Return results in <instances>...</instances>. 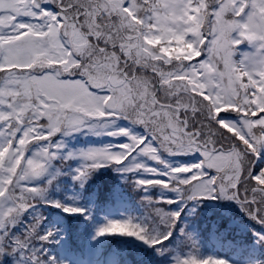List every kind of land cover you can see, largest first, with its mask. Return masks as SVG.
<instances>
[{
    "label": "snow or ice",
    "instance_id": "obj_1",
    "mask_svg": "<svg viewBox=\"0 0 264 264\" xmlns=\"http://www.w3.org/2000/svg\"><path fill=\"white\" fill-rule=\"evenodd\" d=\"M173 36L195 55L146 43ZM82 131L119 142L80 150L73 179L115 168L149 209L98 236L162 252L183 208L204 200L235 202L264 226V0H0V264H58L43 250L55 233L38 206L84 209L47 200L37 180L62 157L57 136ZM155 188L174 198L153 199Z\"/></svg>",
    "mask_w": 264,
    "mask_h": 264
},
{
    "label": "trees",
    "instance_id": "obj_2",
    "mask_svg": "<svg viewBox=\"0 0 264 264\" xmlns=\"http://www.w3.org/2000/svg\"><path fill=\"white\" fill-rule=\"evenodd\" d=\"M171 42L176 48L179 43L185 44L183 39L176 36L167 41L160 38L159 41L163 45ZM120 123L121 126H127V122ZM72 136L73 138H69H76L78 141L75 142L76 146L73 145L76 149L65 146L69 138L61 143L64 145L63 150L72 152L73 157L64 160L63 155L67 153L63 151L62 157L39 178L40 185H46L49 181L57 180L60 175L59 180L64 181L66 187L72 186L74 193L73 199L69 198V194L62 196L61 203L73 206L71 203L79 195L78 205L74 207L84 209L82 214H67L62 209L40 204L39 212L46 217L43 230H52L55 233L54 238L43 245V250L49 256H55L58 264H175L177 259L190 254H196L200 259H224L233 262L232 264H264V243L257 235L264 233V228L255 221L248 220L241 211L236 213L237 211L230 212L222 208L218 200L189 203L184 207L171 239L159 246L162 252L135 238L119 235L94 238L99 224L126 218L143 220L149 216V209L144 202V193L134 187L127 175L115 168H101L100 173H97L99 176L89 186L81 185L78 181L71 184L74 179L68 184L67 177H74L76 169L80 167L78 163L81 159L77 149H80L78 147L81 144L84 146L82 149H88L117 142L105 135L103 138L95 134L86 136V132L80 133L78 137ZM99 143L102 144L97 146ZM6 154L7 150L0 154V161ZM59 169L63 170L62 173H58ZM52 195L51 199L55 201L58 192L55 191ZM151 196L153 199L162 196L166 199L174 198V194L159 188L153 189ZM181 208L182 205L176 204L166 206L165 210L177 211Z\"/></svg>",
    "mask_w": 264,
    "mask_h": 264
},
{
    "label": "rangeland",
    "instance_id": "obj_3",
    "mask_svg": "<svg viewBox=\"0 0 264 264\" xmlns=\"http://www.w3.org/2000/svg\"><path fill=\"white\" fill-rule=\"evenodd\" d=\"M192 19H194V18H192ZM174 37V36H173ZM173 37H170V38H168L169 40L171 39V38H173ZM177 37V36H176ZM160 38H162V37H153V38H151V39H148L147 41H146V43H148L151 47H160V50H161V53L162 54H164V55H166V56H169L170 55V53L168 52V49L169 48H172V49H176V45H172V42H171V44H168V45H163V44H160L159 43V41H160ZM178 38H180V39H183L182 37H178ZM182 44V43H181ZM179 45H180V43H179ZM185 46H187V44L185 43L184 44ZM165 47V48H164ZM175 47V48H174ZM179 47V46H178ZM243 47V46H242ZM184 49L183 48H181V50H180V55L182 56V57H184ZM185 58H188V57H185ZM122 124V123H121ZM124 124V123H123ZM122 126H126V125H122ZM137 131H139V132H142L143 130L142 129H136ZM84 132H86V131H82V132H80V133H83L84 134ZM80 133H75V134H73L74 136H76V137H78L79 135H80ZM88 134V135H87ZM92 133H89V132H86V136H89V135H91ZM97 137H99V138H103V135H96ZM69 137H72L73 138V136L71 135V136H68V137H59L58 138V136H57V138H56V140L58 139V141H60V142H62V141H64V139L65 138H69ZM77 141V139L75 138V139H70L69 138V141H67L65 144V146H70L72 149H76V147H74L73 148V145H75L76 146V144H75V142ZM78 142V141H77ZM116 143H118V141L116 142ZM102 143H99L97 146H99V145H101ZM110 144V143H109ZM92 146H94V144L92 143ZM78 147V146H77ZM84 146L81 144L78 148H80V149H77L78 151H80V150H82V148H83ZM7 149H5V151H6ZM4 151V152H5ZM64 152H66L67 151V149H64L63 150ZM3 153V152H2ZM2 153H0V154H2ZM67 153V152H66ZM195 159V157H191V156H189V157H180V158H177V160L179 161V162H181V163H189V162H192L193 160ZM81 164H82V161L80 160L79 161V163H78V165L79 166H81ZM78 167V166H77ZM79 168V167H78ZM101 170V169H100ZM100 170H98V171H96V172H94L92 175H91V177L87 180V182H85L84 184H86V185H90L91 183H93L94 182V180L99 176V175H97V173H100ZM62 171L63 170H61V169H59L58 170V173H62ZM60 179V175H59V177L57 178V180H54V181H51V183H47L46 185H43V186H46L47 187V192H46V199L47 200H51L52 201V199H51V197L53 196L52 194H54V192L56 191V192H58V197H57V199L55 200V201H59V202H63L61 199H62V196H65V195H67V194H69V198H72L73 199V195H74V193H73V190L71 189L72 188V186L69 188L68 186L66 187L65 186V182L64 181H62V180H59ZM73 180V177L71 176V175H69L68 177H67V183L69 184L71 181ZM38 181V184L40 185V182H41V180L39 181V179L37 180ZM53 182H56V184L54 185V183ZM76 183V180H74L73 182H71V184H75ZM79 198V195H77V197H76V201L75 202H72L71 204L73 205V206H76V205H78V203H77V201L79 200L78 199ZM54 201V200H53ZM218 202H219V204L222 206V208H225V209H228V210H230V212H236V213H239L240 211L242 212V214L248 219V220H250V221H253V220H251L250 218H249V216L244 212V211H242L241 209H240V207H239V205H237L235 202H232V201H225V200H218ZM42 204V206H47L46 204H43V203H41ZM39 209H41V207H40V205L38 206V211H39ZM46 210H47V208H46ZM47 211H49V209L47 210ZM117 220V219H116ZM257 223V222H256ZM105 223H102V224H99L98 225V227H96V230H95V236H94V238H96L98 235H97V233H98V231H99V229L101 228V227H103V225H104ZM258 224V223H257ZM260 225V224H259ZM261 226V225H260ZM94 228H95V225H94ZM261 228H264V226H261ZM157 231H159V229H157ZM121 237H123V236H121ZM131 239H134V237H130ZM139 242H141V243H143L142 241H140V240H138ZM143 244H145V243H143ZM36 247H40L39 246V244H38V242H36V245H35ZM262 247H264V245L262 246ZM264 249V248H263ZM194 255H196V254H194ZM225 261H227V264H232L230 261H228V260H225ZM6 264H14V262H13V259L11 258V257H7L6 258Z\"/></svg>",
    "mask_w": 264,
    "mask_h": 264
},
{
    "label": "clouds",
    "instance_id": "obj_4",
    "mask_svg": "<svg viewBox=\"0 0 264 264\" xmlns=\"http://www.w3.org/2000/svg\"><path fill=\"white\" fill-rule=\"evenodd\" d=\"M179 43V42H178ZM181 48L184 49V57H190L192 55H195L194 51H193V46L190 45V44H187V46H185L184 44H180L178 48L176 49H172V48H169L168 49V52L170 53V55L168 57L170 58H180L182 57L180 55V50ZM217 258H213V257H206V258H203L202 261H207L208 264H215V261H216Z\"/></svg>",
    "mask_w": 264,
    "mask_h": 264
}]
</instances>
